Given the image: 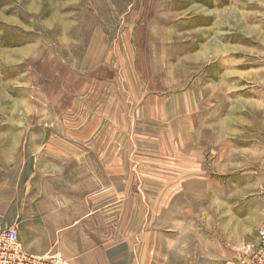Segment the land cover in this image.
Returning <instances> with one entry per match:
<instances>
[{
  "label": "rangeland",
  "instance_id": "rangeland-1",
  "mask_svg": "<svg viewBox=\"0 0 264 264\" xmlns=\"http://www.w3.org/2000/svg\"><path fill=\"white\" fill-rule=\"evenodd\" d=\"M262 5L264 0H0V145H11L14 154L23 139L29 156L41 144L50 152L53 134L66 136L81 103L98 105L107 88L130 107L167 101L166 120L135 128L134 137L119 145L136 168L115 183L119 205L109 212L115 209L119 222H93V247L138 244V234L161 225L162 207L143 202L160 197L148 183L159 181L160 162L174 163L184 150L191 157L199 152L206 163L208 150L221 145L213 141L216 134L244 130L240 117L249 123V150H264V111L231 109V101L241 99L234 90L228 99L226 87L239 86L234 82L241 71L264 66ZM261 165L264 157L249 152V169L260 171Z\"/></svg>",
  "mask_w": 264,
  "mask_h": 264
},
{
  "label": "crops",
  "instance_id": "crops-1",
  "mask_svg": "<svg viewBox=\"0 0 264 264\" xmlns=\"http://www.w3.org/2000/svg\"><path fill=\"white\" fill-rule=\"evenodd\" d=\"M257 13L263 21V5ZM263 67L241 71L239 83L234 82L239 86H226L228 99L232 90L241 99L231 101V109L264 111ZM107 90L98 105L81 103L68 134H53L50 152L41 144L29 156L23 139L14 154L11 145H0V229L15 226L28 253L62 255L67 264H239L241 255L258 246V229L264 223V167L255 172L248 166L249 152L263 158L264 150H249L244 133L249 123L243 117L238 119L245 127L239 135L213 137L221 145L208 150L206 163L199 152L191 157L184 150L174 163L167 158L160 162L159 181L148 182L160 197L143 200L162 207L159 230L142 231L138 244L116 241L93 247V222L120 220L115 209L109 212V206L119 205L115 183L121 175L136 172L129 167L130 152L121 151L120 143L130 140L135 128L166 120L169 107L167 101L149 100L130 107ZM156 108L157 114L150 113ZM177 136L183 149V134ZM45 157L52 160L50 165L41 160ZM128 200L133 206L137 202ZM119 235L115 231L117 239Z\"/></svg>",
  "mask_w": 264,
  "mask_h": 264
},
{
  "label": "built area",
  "instance_id": "built-area-1",
  "mask_svg": "<svg viewBox=\"0 0 264 264\" xmlns=\"http://www.w3.org/2000/svg\"><path fill=\"white\" fill-rule=\"evenodd\" d=\"M258 246L238 258L239 264H264V223L258 229ZM0 264H67L59 255L36 256L21 244L15 226L0 229Z\"/></svg>",
  "mask_w": 264,
  "mask_h": 264
}]
</instances>
